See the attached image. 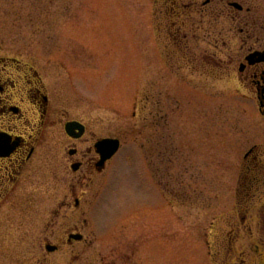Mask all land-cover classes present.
I'll use <instances>...</instances> for the list:
<instances>
[{
	"label": "rangeland",
	"instance_id": "374dc122",
	"mask_svg": "<svg viewBox=\"0 0 264 264\" xmlns=\"http://www.w3.org/2000/svg\"><path fill=\"white\" fill-rule=\"evenodd\" d=\"M190 2L0 0L2 76L36 68L50 97L34 155L0 190V264H264V184L235 199L256 140L241 121L262 118L229 64L235 24ZM26 113L31 135L41 116ZM104 138L121 149L91 174Z\"/></svg>",
	"mask_w": 264,
	"mask_h": 264
},
{
	"label": "flooded vegetation",
	"instance_id": "af4514ba",
	"mask_svg": "<svg viewBox=\"0 0 264 264\" xmlns=\"http://www.w3.org/2000/svg\"><path fill=\"white\" fill-rule=\"evenodd\" d=\"M184 5L189 9L196 7L197 12L203 17L212 15L213 20L222 15L227 16L230 22L235 24L236 40L231 41L232 43L224 42V45L229 44L227 46L231 51L228 57L229 64H235L233 71L236 72V79L239 81L237 90L249 95L248 99L255 103L262 118L258 122H254L253 119L241 121L243 128L254 130L250 139L256 140L248 144L247 148L241 147L244 154L239 173V188L240 185L241 188L235 199L238 207H241L244 202L251 204L252 198L264 184V0H198L197 2L191 0ZM204 20L206 21V18ZM239 34L241 38L238 39ZM14 62L17 63L18 69H21V61L14 59ZM4 65L7 64L0 60V71L5 70ZM39 75L36 68H33V73L21 74L16 81H9L0 72V190L2 189V192H9L11 185L16 184L22 177L36 151L37 136L44 128L49 115L50 97L46 94L45 85L43 88L44 83ZM17 79L20 82H17ZM9 92H16V94L9 95ZM7 94L8 97H6ZM25 102H27L26 105ZM28 106H33L35 112L37 111L41 116L39 120L34 121L33 124L38 129L32 130L31 135L28 131L30 124L27 122L29 119L26 113ZM86 132L85 125L84 134L81 137L77 138L80 134L79 130L73 132L74 137L68 136L74 141H79L84 138ZM244 138L249 139V137ZM95 150L97 157H91L88 161L89 172L101 174L107 170L110 161L101 166V157L97 152L96 144ZM76 151L72 149L70 154H76ZM92 153L93 150L90 154ZM85 163L86 161L80 160L73 165H77V171H80ZM259 182L261 186L253 193V186ZM254 206L264 208V200L261 204Z\"/></svg>",
	"mask_w": 264,
	"mask_h": 264
},
{
	"label": "water",
	"instance_id": "95a60500",
	"mask_svg": "<svg viewBox=\"0 0 264 264\" xmlns=\"http://www.w3.org/2000/svg\"><path fill=\"white\" fill-rule=\"evenodd\" d=\"M99 151L103 154L104 160L111 158L119 149V141L118 140H104L98 145ZM76 239H80L81 236H73ZM49 249L52 250L51 247Z\"/></svg>",
	"mask_w": 264,
	"mask_h": 264
}]
</instances>
